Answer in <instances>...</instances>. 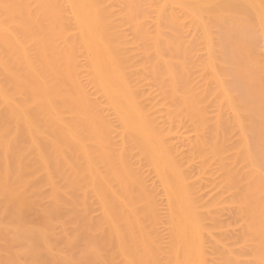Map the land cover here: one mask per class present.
<instances>
[{
    "label": "bare ground",
    "instance_id": "obj_1",
    "mask_svg": "<svg viewBox=\"0 0 264 264\" xmlns=\"http://www.w3.org/2000/svg\"><path fill=\"white\" fill-rule=\"evenodd\" d=\"M0 264H264V0H0Z\"/></svg>",
    "mask_w": 264,
    "mask_h": 264
}]
</instances>
